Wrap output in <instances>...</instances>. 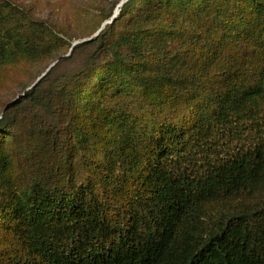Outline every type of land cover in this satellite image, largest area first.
Wrapping results in <instances>:
<instances>
[{
    "label": "trees",
    "instance_id": "trees-1",
    "mask_svg": "<svg viewBox=\"0 0 264 264\" xmlns=\"http://www.w3.org/2000/svg\"><path fill=\"white\" fill-rule=\"evenodd\" d=\"M118 10L0 112V264H264V0ZM68 44L0 0V69Z\"/></svg>",
    "mask_w": 264,
    "mask_h": 264
},
{
    "label": "rangeland",
    "instance_id": "rangeland-1",
    "mask_svg": "<svg viewBox=\"0 0 264 264\" xmlns=\"http://www.w3.org/2000/svg\"><path fill=\"white\" fill-rule=\"evenodd\" d=\"M13 1L28 7L35 16L48 21L69 44L43 59L21 61L0 69V112L9 103L21 99L47 72L49 81L62 75L69 76L82 69L94 47L90 45L74 51L72 48L93 38L106 23H110L109 19H105L96 30L101 18L106 14L112 11L111 18L118 14V5L123 0ZM40 114L44 115L42 111Z\"/></svg>",
    "mask_w": 264,
    "mask_h": 264
},
{
    "label": "water",
    "instance_id": "water-1",
    "mask_svg": "<svg viewBox=\"0 0 264 264\" xmlns=\"http://www.w3.org/2000/svg\"><path fill=\"white\" fill-rule=\"evenodd\" d=\"M126 0H123V1H121L120 2V4L118 5V8L125 2ZM118 10V9H117ZM114 16H115V14H114Z\"/></svg>",
    "mask_w": 264,
    "mask_h": 264
}]
</instances>
